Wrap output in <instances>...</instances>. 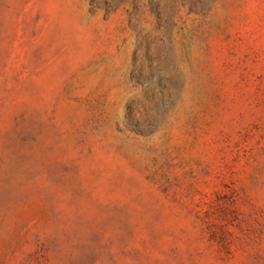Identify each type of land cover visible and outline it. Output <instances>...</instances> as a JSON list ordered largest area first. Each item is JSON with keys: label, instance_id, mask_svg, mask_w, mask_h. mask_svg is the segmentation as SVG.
<instances>
[{"label": "rangeland", "instance_id": "obj_1", "mask_svg": "<svg viewBox=\"0 0 264 264\" xmlns=\"http://www.w3.org/2000/svg\"><path fill=\"white\" fill-rule=\"evenodd\" d=\"M0 264H264V0H0Z\"/></svg>", "mask_w": 264, "mask_h": 264}]
</instances>
